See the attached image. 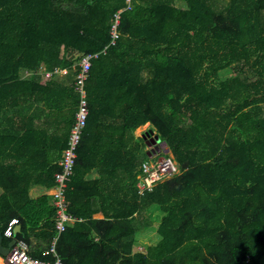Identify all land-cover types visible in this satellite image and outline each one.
Masks as SVG:
<instances>
[{"label": "trees", "instance_id": "obj_1", "mask_svg": "<svg viewBox=\"0 0 264 264\" xmlns=\"http://www.w3.org/2000/svg\"><path fill=\"white\" fill-rule=\"evenodd\" d=\"M89 56L77 221L60 232L55 196L32 190L56 185ZM148 124L162 144L139 137ZM163 143L181 173L142 195ZM0 187L3 245L43 261L264 264V0H0ZM151 208L159 240L135 250Z\"/></svg>", "mask_w": 264, "mask_h": 264}, {"label": "built area", "instance_id": "obj_2", "mask_svg": "<svg viewBox=\"0 0 264 264\" xmlns=\"http://www.w3.org/2000/svg\"><path fill=\"white\" fill-rule=\"evenodd\" d=\"M119 22V21H118ZM117 28V26H116ZM117 34V33H116ZM93 56L85 57L82 61L83 71L78 75V88L81 91L82 98L78 118L71 130L70 139L67 148L64 150V157L61 160L62 169L56 174L55 185V203L58 207V223L57 227L60 232H64L69 223H75L77 217L68 213L67 188L69 182L74 175L77 161V152L81 144L85 127L88 124L89 102L87 98L86 79L89 76L92 67ZM67 70L58 73H67ZM52 73H48L51 75ZM163 153V152H162ZM165 154V153H164ZM142 173L139 176L138 189L142 195L153 192L160 184H163L181 173L178 162L171 154L153 155L150 159L143 162ZM20 220L14 218L5 235L9 238L16 235V227ZM56 244V243H55ZM55 244L53 249L55 250ZM30 244L26 240H18L17 244L12 248L8 255L10 264H63L62 259L57 256L54 263L34 258L30 253Z\"/></svg>", "mask_w": 264, "mask_h": 264}, {"label": "rangeland", "instance_id": "obj_3", "mask_svg": "<svg viewBox=\"0 0 264 264\" xmlns=\"http://www.w3.org/2000/svg\"><path fill=\"white\" fill-rule=\"evenodd\" d=\"M234 72L231 70V72H225L224 78H227L231 76ZM147 129V130H146ZM148 125L145 127H140L137 131L139 137H142L147 131H148ZM146 131V132H145ZM168 145L166 143H163L162 145V151L165 154H171V151H168ZM155 150L158 151V148ZM150 159V158H149ZM162 212L158 208H151L147 211L143 219H140L139 223V240L144 242L147 241L151 244L155 243L157 239H159V235L157 234L158 224L162 217ZM142 250V249H140Z\"/></svg>", "mask_w": 264, "mask_h": 264}, {"label": "water", "instance_id": "obj_4", "mask_svg": "<svg viewBox=\"0 0 264 264\" xmlns=\"http://www.w3.org/2000/svg\"><path fill=\"white\" fill-rule=\"evenodd\" d=\"M154 136L156 138L155 141L151 142L150 141V138ZM147 142H148V145L150 147H153L154 145H158V144H162V138L160 135H158L156 133V131L154 130H151L150 132H148L147 134H144L142 136ZM158 148V153L162 152V148L161 147H157ZM170 149L168 148V151ZM157 152H154V154H156ZM152 157V156H151ZM22 230V225H18L16 227V234H18L19 232H21ZM3 240H4V235L3 233H0V253L3 254V255H9V253L11 252L12 248L17 244L18 242V239L17 238H14L11 243L9 244V246H4L3 245Z\"/></svg>", "mask_w": 264, "mask_h": 264}, {"label": "crops", "instance_id": "obj_5", "mask_svg": "<svg viewBox=\"0 0 264 264\" xmlns=\"http://www.w3.org/2000/svg\"><path fill=\"white\" fill-rule=\"evenodd\" d=\"M151 128H152V125L148 124V129L150 130ZM2 192H3V189L0 187V193H2ZM54 192H55V188L54 187L53 188H48V187L43 186V185H38L32 190V195H33V197H39V196H42V195H45V194L53 195ZM163 216H164V214H163ZM158 226H159V224H158ZM138 237H139V235H138ZM158 240L159 239H157V241L155 243H157ZM138 242H139V245H137L138 243L136 244L135 250H139V249H143L144 250L145 246L154 245L155 244V243L151 244V243H149L147 241L142 242L140 240Z\"/></svg>", "mask_w": 264, "mask_h": 264}]
</instances>
